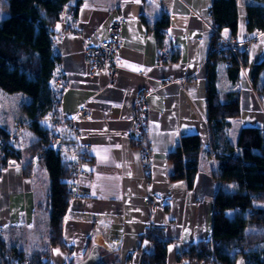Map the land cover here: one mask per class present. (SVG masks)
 I'll return each instance as SVG.
<instances>
[{
	"label": "crops",
	"instance_id": "0c3cea01",
	"mask_svg": "<svg viewBox=\"0 0 264 264\" xmlns=\"http://www.w3.org/2000/svg\"><path fill=\"white\" fill-rule=\"evenodd\" d=\"M212 2L83 0L77 9L79 34L67 31V21L54 26L53 52L60 57L54 86L60 115L50 145L60 150L62 159L64 151L73 156V161H64L74 167L84 156L90 161L71 181L72 198L62 230L67 249H60L49 245L47 172L35 157L30 175L25 176L23 169L31 158L29 151L24 156L20 151L18 163L0 176V236L7 250L25 256L46 252L49 264H78L88 254L91 240L107 264H142L143 255L153 251L145 234L155 228L168 242L166 264H177L178 253L211 240L214 197L221 188L215 179L217 162L205 103ZM252 3L238 0L235 38L240 48L250 46L238 83L228 81L225 62L216 69L221 99L231 93L239 98L241 114L229 130L233 145L242 128L264 132V104L250 85L257 61L264 59V32L246 30L245 7ZM163 13L169 16V27L158 46L152 27ZM116 19L124 25L111 83L107 72L92 73L81 46L85 40L98 45L108 39L107 28ZM222 34L228 36L227 31ZM160 47L169 54L168 61L159 60ZM140 91L145 92L148 107L142 148L151 155L150 177L134 142L133 110ZM7 129L14 133L15 124ZM193 135L200 138L203 149L194 184L187 189L183 182L170 181L173 168L167 155L181 137ZM237 264L244 262L238 259Z\"/></svg>",
	"mask_w": 264,
	"mask_h": 264
},
{
	"label": "trees",
	"instance_id": "16d2710c",
	"mask_svg": "<svg viewBox=\"0 0 264 264\" xmlns=\"http://www.w3.org/2000/svg\"><path fill=\"white\" fill-rule=\"evenodd\" d=\"M245 7L246 30L264 32V0H252ZM7 17L0 23V90L12 95L21 93L30 98L22 104L20 112L28 119L27 129L34 139L29 145L31 161L23 169L30 175L33 159H38L49 178L48 205L49 245L67 249L62 241V230L71 201V179L76 166L64 161L60 150L50 141L56 137L54 130L42 125L50 112L58 92L54 82L58 77L60 57L53 52L54 26L63 16L61 11L83 0H2ZM238 0H213L210 17L213 25L212 45L207 62L205 94L206 120L210 147L217 162V179L221 188L214 197V214L211 240L200 242L177 254V264H264V132L257 128H242L233 145L229 140L231 121L240 117L239 98L227 94L222 100L216 89L217 64H227L226 75L232 85L240 78L241 69L247 66V55L240 49L236 57L226 51H215L213 45L218 33L228 32L236 37L238 30ZM169 27L166 13L153 24L154 37L162 45ZM250 85L264 104V59L253 70ZM59 103V101H58ZM0 123V143H4L0 157V176L8 167L10 158L20 159L16 138ZM9 141V142H8ZM12 149L8 153L7 149ZM203 147L196 135L181 137L167 155L172 165V182H183L192 188L198 173L199 155ZM145 239L153 244V251L144 254L142 264H166L167 245L161 229L146 232ZM93 243L88 241L87 251ZM20 255L26 264H49L46 252L28 256L20 251H9L0 236V264H12L11 255ZM102 264H107L103 261Z\"/></svg>",
	"mask_w": 264,
	"mask_h": 264
},
{
	"label": "built area",
	"instance_id": "2783aa9c",
	"mask_svg": "<svg viewBox=\"0 0 264 264\" xmlns=\"http://www.w3.org/2000/svg\"><path fill=\"white\" fill-rule=\"evenodd\" d=\"M66 10V9H65ZM65 10L61 11L62 16L66 17V28L67 31L71 34H79V18L77 15V9L75 6H72L71 8H68L67 15L65 14ZM124 25V21L122 19H116L113 20L108 28V39L101 42L98 45H91L88 40L83 41L82 43V49L85 56V61L88 64L90 70L93 74H98L101 72H107L109 80L111 83L114 82L116 77V71L114 70V57L117 53V51L121 47V29ZM214 32V31H213ZM213 50L215 51H226L227 54L233 55L236 57L238 50L240 49L245 55H247L250 51L249 44H244L242 48L239 47V43L236 40L235 37L230 36H224L222 33L217 34V38L215 39V44L213 45ZM158 58L161 62L168 61L170 59L169 54L166 52L164 47H160L157 52ZM242 70V69H241ZM145 92L140 91L137 93L135 106L133 110V124H134V132H135V139L134 142L138 147L141 149V161L143 164L144 172L146 177H150L151 174V168L148 165V162L150 161L151 155L142 148V142L144 139L146 127V117L148 115V107L145 102ZM59 115H60V107L58 101H55L53 104L50 112L45 116V118L42 120V123L46 122L50 125L51 130L54 129L56 123L59 121ZM82 115L84 113L82 112ZM28 126L27 124H23L21 122H18L16 124V130L14 133H10V140L12 141L14 138H16L19 134V132L24 128ZM78 136V133H76V137ZM8 141V142H9ZM5 144L0 143V148H4ZM8 153H12V149H7ZM43 154L39 153L37 154V158H42ZM89 158L87 156H84L81 158V161L78 165H76V173L75 176H73L72 183L75 181L78 172L81 170L82 166L85 165L87 162H89ZM9 165H16L17 160L15 158H10L8 160ZM9 260L12 264H26L25 260L20 257V255H11L9 257Z\"/></svg>",
	"mask_w": 264,
	"mask_h": 264
},
{
	"label": "rangeland",
	"instance_id": "374dc122",
	"mask_svg": "<svg viewBox=\"0 0 264 264\" xmlns=\"http://www.w3.org/2000/svg\"><path fill=\"white\" fill-rule=\"evenodd\" d=\"M3 6H4V2L0 0V22L7 17V13L3 9ZM29 102H30V98L24 94L17 93V94L9 95L0 90V122L2 124H5L9 129H11L12 125L15 124V130H16V124L18 122H21L26 125L28 120H26L22 116L23 114L20 112V107L22 104H28ZM42 125L46 128L48 127L51 128L50 125L46 122L42 123ZM33 139L34 137L29 132L27 127H24L19 132L16 138L15 146L16 149L22 152L21 156H24L25 155L24 153H26L29 150V145L31 144ZM53 148L57 149L55 146ZM1 150L2 149L0 148V157L2 152ZM62 155H63V160L68 159L70 161H73L74 159L73 156H68V154L65 151L62 153Z\"/></svg>",
	"mask_w": 264,
	"mask_h": 264
},
{
	"label": "water",
	"instance_id": "95a60500",
	"mask_svg": "<svg viewBox=\"0 0 264 264\" xmlns=\"http://www.w3.org/2000/svg\"><path fill=\"white\" fill-rule=\"evenodd\" d=\"M67 13H68V8L65 10L66 15ZM62 20L63 22H65L66 17L64 16ZM9 166H13V165L10 164ZM103 261H104L103 256L99 253L98 247L93 246L88 252V254L86 255V257L82 261H80L78 264H102Z\"/></svg>",
	"mask_w": 264,
	"mask_h": 264
}]
</instances>
